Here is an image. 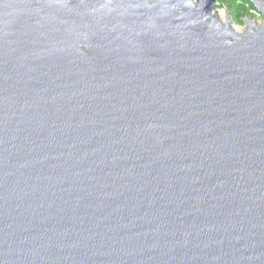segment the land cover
Here are the masks:
<instances>
[{
    "label": "water",
    "instance_id": "1",
    "mask_svg": "<svg viewBox=\"0 0 264 264\" xmlns=\"http://www.w3.org/2000/svg\"><path fill=\"white\" fill-rule=\"evenodd\" d=\"M216 3L0 0V264H264V22Z\"/></svg>",
    "mask_w": 264,
    "mask_h": 264
},
{
    "label": "trees",
    "instance_id": "2",
    "mask_svg": "<svg viewBox=\"0 0 264 264\" xmlns=\"http://www.w3.org/2000/svg\"><path fill=\"white\" fill-rule=\"evenodd\" d=\"M218 9H226L235 24L242 23L245 16H252L254 6L249 0H217Z\"/></svg>",
    "mask_w": 264,
    "mask_h": 264
},
{
    "label": "rangeland",
    "instance_id": "3",
    "mask_svg": "<svg viewBox=\"0 0 264 264\" xmlns=\"http://www.w3.org/2000/svg\"><path fill=\"white\" fill-rule=\"evenodd\" d=\"M217 8V7H216ZM226 9H218L217 8V16L220 19L221 17L219 16V14H221L224 18L226 16ZM252 16H245L248 17L251 21L255 20L256 21V25H260L261 22H264V19L261 17V15H259L258 13L255 12V10L252 11ZM223 18V19H224ZM244 18V17H243ZM234 27H236V29L239 30H243L245 28V25L242 23L240 24H233Z\"/></svg>",
    "mask_w": 264,
    "mask_h": 264
},
{
    "label": "bare ground",
    "instance_id": "4",
    "mask_svg": "<svg viewBox=\"0 0 264 264\" xmlns=\"http://www.w3.org/2000/svg\"><path fill=\"white\" fill-rule=\"evenodd\" d=\"M219 16L221 17L220 20H221L222 22H223V21L225 22V18H224L221 14H219ZM223 18H224V19H223ZM233 29H234L236 32H241V30L238 31L236 28H233Z\"/></svg>",
    "mask_w": 264,
    "mask_h": 264
}]
</instances>
